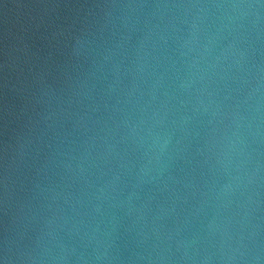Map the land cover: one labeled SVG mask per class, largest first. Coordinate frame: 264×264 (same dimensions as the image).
I'll use <instances>...</instances> for the list:
<instances>
[{"label":"water","instance_id":"obj_1","mask_svg":"<svg viewBox=\"0 0 264 264\" xmlns=\"http://www.w3.org/2000/svg\"><path fill=\"white\" fill-rule=\"evenodd\" d=\"M0 264H264V0H0Z\"/></svg>","mask_w":264,"mask_h":264}]
</instances>
